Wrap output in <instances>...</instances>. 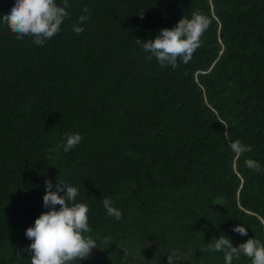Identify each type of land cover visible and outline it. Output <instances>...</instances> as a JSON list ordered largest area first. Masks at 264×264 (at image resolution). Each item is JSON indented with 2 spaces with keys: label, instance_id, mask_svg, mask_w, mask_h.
<instances>
[{
  "label": "trees",
  "instance_id": "trees-1",
  "mask_svg": "<svg viewBox=\"0 0 264 264\" xmlns=\"http://www.w3.org/2000/svg\"><path fill=\"white\" fill-rule=\"evenodd\" d=\"M13 2L0 0V11ZM70 5L43 46L0 23V264H31L25 231L49 210L48 179L79 186L89 206L99 244L82 264H167L169 250L180 264H224L208 247L221 234L264 242V174L245 165L264 164V0ZM194 11L211 23L192 59L149 60L136 41ZM76 132L82 142L64 152L65 133ZM237 139L253 148L238 159ZM240 223L248 236L232 231Z\"/></svg>",
  "mask_w": 264,
  "mask_h": 264
},
{
  "label": "clouds",
  "instance_id": "clouds-1",
  "mask_svg": "<svg viewBox=\"0 0 264 264\" xmlns=\"http://www.w3.org/2000/svg\"><path fill=\"white\" fill-rule=\"evenodd\" d=\"M70 7V0H14L10 9L0 11V23H7L17 39L30 36L36 45L43 46L62 31L64 21L70 16ZM81 11L78 23L72 26L76 34L84 31L83 22L90 18L86 6ZM210 23L206 15L194 11L190 16L184 15L173 27L160 29L154 39H138L136 43L148 54L149 60L154 57L160 66L175 68L178 62L187 64L192 59ZM82 140L79 132L65 133L63 151H71ZM230 149L236 159L253 150L251 145L238 139L230 142ZM245 165L264 174V164L256 159H245ZM56 181L54 185L52 179L46 180L43 204L49 210L40 214L25 231L31 240V264H74L75 261L82 264L99 244L90 235L89 206L77 201L79 186ZM102 204L106 215L121 219L122 211L110 197H104ZM232 231L248 236V227L243 223L234 225ZM229 237L221 234L208 244L213 252H223L224 264H233L234 258L242 255L250 258L251 264H264V242L252 236L236 245ZM169 252L167 264H180L179 253Z\"/></svg>",
  "mask_w": 264,
  "mask_h": 264
},
{
  "label": "bare ground",
  "instance_id": "bare-ground-1",
  "mask_svg": "<svg viewBox=\"0 0 264 264\" xmlns=\"http://www.w3.org/2000/svg\"><path fill=\"white\" fill-rule=\"evenodd\" d=\"M240 2V1H239ZM214 3V2H213ZM236 5V4H235ZM239 5V4H238ZM237 5V6H238ZM250 43V42H249ZM245 49V48H244ZM253 51H255V50H253ZM253 55V54H252ZM216 138V137H215ZM221 145V144H220ZM222 148H223V146H222ZM227 148V147H226ZM226 152V151H225ZM215 157V156H214ZM206 163V162H205ZM214 165V164H213ZM222 166V165H221ZM197 167V166H196ZM219 168V167H218ZM223 170V169H222ZM214 174V173H213ZM221 175V174H220ZM226 177H227V175H226ZM218 179V178H217ZM236 180V179H235ZM234 180V181H235ZM226 185V184H225ZM220 186V185H219ZM226 188V187H225ZM222 189V188H221ZM247 189V188H246ZM249 191V190H248ZM219 192V191H218ZM213 195V194H212ZM221 199V198H220ZM254 222V221H253Z\"/></svg>",
  "mask_w": 264,
  "mask_h": 264
}]
</instances>
